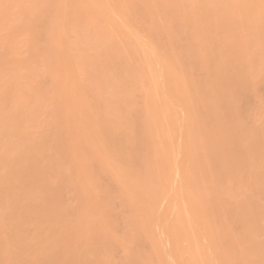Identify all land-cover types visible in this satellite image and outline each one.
Wrapping results in <instances>:
<instances>
[{"label":"bare ground","instance_id":"obj_1","mask_svg":"<svg viewBox=\"0 0 264 264\" xmlns=\"http://www.w3.org/2000/svg\"><path fill=\"white\" fill-rule=\"evenodd\" d=\"M259 85L264 0H0V264H264Z\"/></svg>","mask_w":264,"mask_h":264},{"label":"rangeland","instance_id":"obj_2","mask_svg":"<svg viewBox=\"0 0 264 264\" xmlns=\"http://www.w3.org/2000/svg\"><path fill=\"white\" fill-rule=\"evenodd\" d=\"M44 83H45V82H44ZM46 83H47V82H46ZM255 88H256V87H255ZM258 89H259V90H258ZM260 90H261V91H260ZM254 92H255V91H254ZM255 93H256L255 95H254L253 93H251V92H250V94L247 93L246 95H243L242 98H241V100H240V107H241V108H246V106H247V109H249V107H251V106H253L252 108H254V106H256L255 108H259L261 105H264V86H263V85H261V86L259 85V86L256 88V92H255ZM259 93H260V94H259ZM252 94L255 96V98H252V97H251ZM249 95H251V96H249ZM261 97H262V98H261ZM247 98H248V99H247ZM244 99H245V100H244ZM252 100H253V101H252ZM254 100H255V101H254ZM244 101H245V102H244ZM247 102H248V103H247ZM255 102H256V103H255ZM259 103H260V104H259ZM258 105H259V107H258ZM261 109H264V107H261ZM178 115H179V114H178ZM178 115H176V116L178 117ZM176 116H172V117L175 118ZM177 117H176V118H177ZM180 117H181V116H180ZM246 117H248V116H246ZM246 117H245V119H246ZM177 119H179V118H177ZM247 119L251 120L250 118H247ZM247 119H246V120H247ZM174 120L176 121V119H173V121H174ZM168 121H169V119H168ZM171 121H172V120H171ZM169 122H170V121H169ZM177 122H178V121H177ZM179 122H180V121H179ZM179 122H178V123H179ZM182 122H183V121H182ZM245 122H247V121H245ZM248 122H249V123H248ZM248 122H247L248 124L251 123V121H248ZM182 124H183V123H182ZM182 124H180V125H182ZM180 131H181V129H180ZM180 131H179V132H180ZM179 135H181V132H180V134H178V137H179ZM178 137H177V138H178ZM181 138H182V137H181ZM181 138H180V139H181ZM178 140H179V139H178ZM181 140H182V139H181ZM182 141H183V140H182ZM177 143H179V142L177 141ZM178 157H180V156L178 155ZM178 160H179V158H178ZM94 171H96V170H94ZM97 171H98V170H97ZM97 174H98V173L96 172V175H97ZM97 176H98V175H97ZM100 177H101V176H100ZM100 177H99V178H100ZM103 178H104V177H103ZM103 178L101 177L100 179L102 180ZM98 180H99V179H98ZM106 180H107V179H106ZM104 181H105V180H104ZM108 181H109V180H108ZM108 183H109V182H108ZM105 185H108V184H107V181H106ZM65 191H67V190H65ZM63 193L66 194L65 192H63ZM63 193H62V196L64 195ZM68 193H70V191H67V196H68ZM70 194H71V193H70ZM70 194H69V195H70ZM257 194H258V193H257ZM258 195H261V194H258ZM221 196L224 197V200H225L226 197L223 196V195H221ZM221 196H219V199H220V201L222 202V198H221ZM263 196H264V195H262L261 197L263 198ZM71 197H72V195H70V198H71ZM256 197H257V195H256ZM258 197H260V196H258ZM261 197H260V198H261ZM70 198H68V199L66 198V199H65V197H64V199H65L67 202H69V203L71 204V203L74 201V198L72 197L73 201L71 200V202H70V200H69ZM260 198H256V199H259V200H260ZM262 198H261V199H262ZM224 200H223V203H224ZM66 201H64V202H66ZM113 201H114V200H113ZM115 201H116V199H115ZM218 201H219V200L217 199L216 202H218ZM220 201H219V202H220ZM261 201L264 202L263 199H262ZM219 202H218V203H219ZM259 202H260V201H259ZM263 202H262V203H263ZM111 203H112V202H111ZM118 203H119V200H118ZM163 203H164V201L162 202V204H163ZM223 203H222V204H223ZM74 204H75V203H74ZM74 204H73V205H74ZM162 204H161V206H162ZM71 205H72V204H71ZM73 205H72V206H73ZM112 205H114V206H112L110 209L112 210L113 207L116 206V209H115V208H114V209L117 211V209H118L117 207H119L118 205H120V204H116V205H115V204L113 203ZM165 205H166V204H165ZM217 205H218V204H217ZM217 205H216V206H217ZM220 205H221V203H220ZM225 205H226V204H225ZM225 205L222 206V207L224 208ZM161 206H160V207H161ZM120 207H122V206L120 205ZM164 207H165V206H164ZM166 207H167V206H166ZM217 207H220V206L218 205ZM217 207H216V208H217ZM161 208H162V207H161ZM227 208H229L228 205H227V207H226V213L228 214V212L230 211L229 213H230V215H231L232 212H233V211L231 212V209H232V208H231V209L229 208V210H228ZM159 209H160V208H158V212H159ZM167 209H168V208H166V211H165V212H167ZM219 209H220V208H218V210H219ZM221 209H222V208H221ZM115 210H112V211L114 212ZM121 210H122V209H121ZM160 210H163V209H160ZM171 210H172V209H170V213H169L170 215H169V217H168V218H169V221H168V222H170L171 214L174 215V213H173L174 211H171ZM116 211L114 212V214L116 213ZM219 211H220V210H219ZM120 212H121V211H119V214H120ZM162 212H163V211H162ZM168 212H169V210H168ZM168 212H167V213H168ZM171 212H172V213H171ZM216 212H218V211H216ZM223 212H225V210H224ZM122 213H123V210H122V212H121L120 215H123V214H124V213H123V214H122ZM160 213H161V212H160ZM160 213H159V214H160ZM226 213H225V214H226ZM111 214H112V213H111ZM114 214H113V215H114ZM119 214H117V215L119 216ZM113 215H111V217H113ZM160 215H161V214H160ZM162 215H163V214H162ZM173 215H172V216H173ZM118 216H115L116 218L112 219L113 222L116 221L115 219L118 220V218H117ZM120 217H122V219H121V218H119V219L123 220V222H124L125 217H124V216H120ZM166 217H167V216H166ZM166 217L164 216L165 219L162 217V218L164 219V222H166V220H167ZM173 218H174V216L172 217V219H173ZM121 220H119V224H120V221H121ZM160 220H161V219H160ZM113 222H112V223H113ZM161 223H162V220H161ZM215 223H216V221H215ZM115 224H118V223L115 222V223H114V227H115ZM119 224H118V226H119ZM124 224H125V223H124ZM124 224H122L123 227H121V231H122V229H124ZM218 224H219V221H218ZM120 225H121V224H120ZM125 225H126V224H125ZM195 225H196V224H195ZM234 225H235V226H234ZM216 226H217V225H216ZM236 226H237L236 224H233V227H232V228H233V229H236ZM126 227H127V226H125L124 232L122 231L124 234H125V232H127V231H126V230H127ZM196 227H197V225H196ZM214 227H215V226H214ZM239 227H240V226H239ZM115 228H118V229H119V227H117V226H116ZM115 228H114V229H115ZM219 228H220V226H219ZM237 228H238V226H237ZM118 229H117V230H118ZM238 229H239V228H238ZM238 229H236V230H238ZM115 230H116V229H115ZM115 230H114L115 233H113L114 235L116 234V231H115ZM119 230H120V229H119ZM199 230H200V229H199ZM236 230H235V231H236ZM239 231H240V229H239ZM239 231H237V233H238ZM197 232H198V231H197ZM240 232H241V231H240ZM123 233H122V234H123ZM200 233H201V232H200ZM234 233H235V232H234ZM237 233H236V234H237ZM117 234H118V231H117ZM120 234H121V233L119 232V235H120ZM122 234H121L120 236L118 235L119 238L122 236ZM126 234H127V233H126ZM238 234H240V233H238ZM123 237H124V235H123ZM123 237H121V238H123ZM258 237H259V236H258ZM116 238H117V236H116ZM124 238H126V236H125ZM162 238H163V237H162ZM162 238H161V239H162ZM204 238H205V237H204ZM261 238H262V237H259V239H261ZM257 239H258V238H257ZM121 240H122V239H121ZM205 240H206V239H205ZM205 240H203V241L205 242ZM261 240H262V239H261ZM261 240H259V241L257 240V242H259L260 244H263V245H264V241L262 240L263 243H261V242H262ZM119 241H120V240H119ZM119 241H118V242H119ZM122 241H123V242H126V241H124V240H122ZM116 242H117V240H116ZM149 242H150V241H149ZM120 243H121V245H122V242H120ZM126 243H127V242H126ZM144 243H147V245H148V242H146V240H145ZM144 243H143V245H144ZM151 243H152V242H151ZM207 243H208V242H207ZM207 243H204V244H203L202 241H201V244H203V246H204L205 244H207ZM117 244H118V243H117ZM124 244H125V243H124ZM128 244H129V243H128ZM183 244H185V243H183ZM183 244H182V247H183ZM237 244H238V243H237ZM237 244H236V245H237ZM239 244H240V243H239ZM257 244H258V243H257ZM125 245H127V244H125ZM125 245H124V246L122 245V248H123V247H124V248H123V249L120 248V251H119V250L116 251L118 247H115L116 250H115V249H114V250H115L116 253L111 252L112 254H114V256H112V255L110 254V255H111L110 258H112V260H114V263L112 262L113 264H115V263H117V264L119 263V264H120V262H122L121 260H124L122 263L125 262V259H124V258L122 259V257H123L122 254H125L126 251H125V252L122 251L123 253L121 252V250H124V249H125ZM130 245H131V244H129L128 246H130ZM140 245H142V244L140 243ZM143 245H142V246H143ZM145 245H146V244H145ZM145 245H144V248L141 246V251H143V250H145V249L148 251V248H147V246H145ZM150 245H151V244H150ZM166 245H167V252H168V249H169L168 246H169V245H168V244H166ZM245 245H246V244H245ZM116 246H117V245H116ZM118 246H120V244H118ZM148 246H149V245H148ZM164 246H165V245H164ZM238 246H239V245H238ZM238 246H237V247H238ZM241 246H242V245H241ZM258 246H259V245H258ZM120 247H121V246H120ZM138 247H139V246H138ZM138 247H137V248H138ZM170 247H171V245H170ZM186 247H187V244H186ZM235 247H236V246H235ZM247 247H248V248H247ZM247 247H246V250L249 251L250 247H249V246H247ZM259 247H261V245H260ZM96 248H97V247H96ZM131 248H132V247H131ZM133 248L135 249V247H133ZM137 248H136L135 251H137L138 254H141V253H140V252H141L140 249H139V251H140V252H139ZM139 248H140V247H139ZM150 248H151V246H150ZM152 248H153V247H152ZM164 248H166V247H164ZM164 248H163V249H164ZM239 248H240V247H239ZM239 248H238V249H239ZM241 248H244V250H245V247L242 246ZM241 248H240V249H241ZM118 249H119V248H118ZM126 249H127V248H126ZM142 249H143V250H142ZM185 249H186V248H185ZM206 249H208V248H206ZM114 250H113V251H114ZM170 250H171V249H170ZM187 250H188V249H187ZM187 250H186V251H187ZM147 251H145V252H147ZM150 251H151V250H150ZM150 251H149V252H150ZM208 251L210 252L209 249H208ZM248 251H247V252H248ZM152 252H154V249H152ZM152 252L150 253V254H151V258H153V255H154V254L152 255ZM206 252H207V251H205V254H206ZM249 252H250V251H249ZM143 253H144V252H143ZM169 253H170V252H169ZM211 253H212V252H211ZM148 254H149V253H148ZM164 254H165V253H164ZM186 254H187V252L184 254V255H185V258L187 257ZM209 254H210V253H209ZM115 255H116V256H115ZM125 255H126V254H125ZM125 255H124V256H125ZM136 255H137V254H136ZM143 255H144V254H142V255H140V256L142 257ZM146 255H147V253H146ZM213 255H214V254H213ZM215 255H216V254H215ZM147 256L149 257L150 255H147ZM147 256H146V257H147ZM166 256H167V255H166ZM205 256H206V255H205ZM208 256H209V255H208ZM208 256H207V257H208ZM210 256H211V255H210ZM114 257H115V258H114ZM138 257H139V255H138ZM138 257H137V259H138ZM141 257H140V260H139V261L137 260L138 262H137L136 264H138L140 261L142 262V263L140 262L141 264H143V263L145 264V263H146L147 258L144 256V258H146V260H145V259L142 257V258L145 260V262H143V259H142ZM113 258H114V259H113ZM151 258H148V261H149V259H151ZM166 258H167V257H166ZM141 259H142V260H141ZM154 259H155V257H154ZM186 259H187V258H186ZM207 259H208V258H207ZM207 259H206V260H207ZM216 259H217V258H216ZM182 260H183V259H182ZM203 260H205V258H203ZM212 260H213V259H212ZM214 260H215V259H214ZM148 261H147V262H148ZM152 261H156V263L153 262V263H155V264L158 263V262H157V259H156V260H153V259H152ZM171 261H172V260H171ZM217 261H218V259H217ZM150 262H151V261H150ZM204 262H205V261H204ZM204 262H202V264H203ZM172 263H173V262H172ZM207 263H208V260H207ZM210 263H211V260H210L209 264H210ZM146 264H147V263H146ZM148 264H149V263H148ZM150 264H152V263H150ZM169 264H170V263H169ZM205 264H206V262H205ZM212 264H213V263H212ZM215 264H218V262H216Z\"/></svg>","mask_w":264,"mask_h":264}]
</instances>
